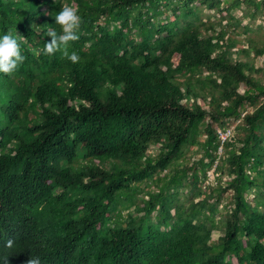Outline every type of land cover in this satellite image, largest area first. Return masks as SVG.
<instances>
[{"label":"trees","instance_id":"obj_1","mask_svg":"<svg viewBox=\"0 0 264 264\" xmlns=\"http://www.w3.org/2000/svg\"><path fill=\"white\" fill-rule=\"evenodd\" d=\"M63 5L77 63L36 54ZM9 31L0 264H264V0H0Z\"/></svg>","mask_w":264,"mask_h":264},{"label":"clouds","instance_id":"obj_2","mask_svg":"<svg viewBox=\"0 0 264 264\" xmlns=\"http://www.w3.org/2000/svg\"><path fill=\"white\" fill-rule=\"evenodd\" d=\"M55 25L60 29L58 34L56 29L50 28L47 36L50 37L48 42L44 43L39 52L44 55H54L57 52L61 53L62 59H67L72 63H77L80 57L76 51H69L70 42H75L79 39V29L82 23V18L78 14V8L70 5H63L56 13H52ZM26 40L11 31L0 36V73L11 75L15 73L18 68L24 63L25 56L21 53L20 41ZM14 245L13 239L9 238L4 242V247L12 248ZM3 264H8V258L5 257ZM25 264H41L39 256H29Z\"/></svg>","mask_w":264,"mask_h":264},{"label":"rangeland","instance_id":"obj_3","mask_svg":"<svg viewBox=\"0 0 264 264\" xmlns=\"http://www.w3.org/2000/svg\"><path fill=\"white\" fill-rule=\"evenodd\" d=\"M204 13H210V12H206V11H204L203 12V14ZM235 14V16L236 17H239L240 16V14H239V12H234ZM200 16H201V19H202V21H203V16H202V13L200 14ZM241 18V17H240ZM240 21H241V23L242 24H244V23H246L247 22V20L246 19H243V18H241L240 19ZM254 25H257V21H255L254 23H253V26ZM215 29V31L217 30V27H214ZM243 34H241V35H239V38L240 39H243ZM250 37H252V35H250ZM262 59H263V57H258V58H256V60L254 61L255 62V64H254V66H259L260 64H261V61H262ZM242 90H243V88L242 87H240L239 89H238V92L239 93H241L242 92ZM249 110V109H248ZM235 124H232L231 126H230V128H232L233 126H234ZM232 134V133H231ZM155 149V147L153 148V147H151L148 151H147V154H149L150 156H152V155H155L157 152L154 150ZM200 155H201V153L199 152V150L197 149V147H192V148H188V149H186L184 152H183V154H182V156L176 161V162H174V166H177V168H180V167H182V166H190L191 164H192V162H194V161H196L199 157H200ZM171 166V167H174V166ZM251 175V174H250ZM213 177H214V175L212 174V169L211 170H209L207 173H206V180H205V182H204V184H203V186H206L207 184H210V185H213V183H214V180H213ZM226 180H228L225 176H223L222 177V179L220 180L221 181V183L223 182V181H226ZM203 186H201V190H205V188L203 187ZM143 187V185H141V188ZM252 197V194H250V196L248 197L249 199ZM171 213H172V211H171ZM138 215H140V214H138ZM219 234H218V232L217 231H212L211 232V235H210V240L211 241H215V239H216V237L218 236ZM233 264H235V262H234V259H231L230 260Z\"/></svg>","mask_w":264,"mask_h":264},{"label":"built area","instance_id":"obj_4","mask_svg":"<svg viewBox=\"0 0 264 264\" xmlns=\"http://www.w3.org/2000/svg\"><path fill=\"white\" fill-rule=\"evenodd\" d=\"M218 138L220 139V141H224V139H226V137L230 136V130H226L225 132H218ZM220 150L218 149V152L217 153H220L219 152Z\"/></svg>","mask_w":264,"mask_h":264}]
</instances>
